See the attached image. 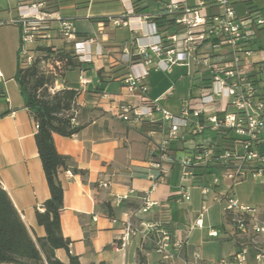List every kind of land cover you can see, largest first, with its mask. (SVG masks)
<instances>
[{
  "label": "crops",
  "instance_id": "0c3cea01",
  "mask_svg": "<svg viewBox=\"0 0 264 264\" xmlns=\"http://www.w3.org/2000/svg\"><path fill=\"white\" fill-rule=\"evenodd\" d=\"M30 0H0V186L7 192L13 205L19 212L24 224L34 240L46 236L45 229L39 226L36 211L42 210L43 204L50 199V190L45 178L43 165L38 154L35 140L37 125L31 112L25 107L21 89L15 80V75L21 57V28L15 23L18 18V7ZM45 4L47 11L55 17L70 20L74 23L76 37L66 41L74 50L75 44L92 40L91 60L81 63V67L66 71L57 76L53 85L54 92L62 90L77 91L72 114L73 124L84 126L79 135L65 138L54 134L53 139L57 152L69 157L79 172L61 169L58 179L64 190V206L61 211V229L63 236L71 241L70 254L79 258L81 264H139L138 253L142 254L148 264H166L157 255L152 246L142 245L135 239L126 248L121 247L123 223L128 215L140 207V199L149 194L156 203L154 209L144 219L159 220L170 229L174 240L183 242L176 264H185L192 260V254L201 253L208 264L218 263L226 259L238 249L236 239L226 238L227 222L225 210L221 213L217 230L213 222L204 216V229L194 228V222L207 198L214 205L213 195L203 197L202 189L206 186L209 170L198 168L196 179L191 189L190 201L182 202L177 197L180 189V171L174 167L170 178L156 185L153 189V177L158 172L152 164L158 156L157 143L163 139L159 124H153L149 119L139 126H133L116 118V113L122 105L141 106L155 104L156 100L150 94V88L165 75L171 72L156 71L150 68L149 76L144 82L146 92L140 89L130 94L123 87V79L128 75L129 68L119 63L125 43L131 42L137 36L128 27H115L109 19L118 18L124 12L128 1L121 0H34ZM130 3L133 2L129 0ZM198 0H146L151 6V14L164 10L168 4H184L196 7ZM207 5L203 13L215 12L214 0H204ZM239 17H248L249 13L243 4L245 0H232ZM133 4V3H132ZM259 15L264 10V0H256ZM102 24V25H101ZM54 28L58 22L52 23ZM52 36L53 44L62 46L56 33ZM47 42L42 40L38 45ZM260 43V42H258ZM257 43V44H258ZM48 44V43H47ZM259 50H262V44ZM76 54V53H75ZM77 57V56H76ZM101 66L96 67V62ZM261 60H253L256 64ZM60 66V63H56ZM89 66V76L87 75ZM183 68L184 66H179ZM77 73V76L70 73ZM88 81L83 86L80 74ZM193 82V78H192ZM110 84H119L118 91H110ZM174 88V87H172ZM164 87L159 96L157 106L164 109L173 91ZM185 98H182V109ZM164 103V104H163ZM171 112V111H170ZM172 113H178L172 111ZM156 113L153 118L155 121ZM154 132L153 137L150 133ZM204 141L197 143L184 140L172 142L170 152L174 157L182 158L196 145L217 144L220 138L210 132L202 134ZM188 144L192 146L189 147ZM68 172L72 176L68 175ZM223 190V189H221ZM199 193L200 209L190 214L189 224L176 218L173 204L184 206L192 203V198ZM128 196L122 202L118 197ZM244 205L247 201L237 199ZM252 206V205H248ZM253 207H264L261 206ZM177 214V212H176ZM211 229L219 232L218 238L209 236ZM231 244L232 251L224 256L221 252L224 245ZM56 257L64 264L69 263L66 250H57Z\"/></svg>",
  "mask_w": 264,
  "mask_h": 264
},
{
  "label": "built area",
  "instance_id": "2783aa9c",
  "mask_svg": "<svg viewBox=\"0 0 264 264\" xmlns=\"http://www.w3.org/2000/svg\"><path fill=\"white\" fill-rule=\"evenodd\" d=\"M126 1L125 12L109 20L115 27H128L137 36L125 43L118 61L129 68L123 79L128 93L139 89L147 91L144 82L150 68L171 72L175 66L191 69L192 62L197 67L192 78L197 79L200 95L185 99L180 114L159 108L157 102L136 107L122 105L116 113V118L133 126L147 119L160 125L163 139L157 143L158 156L152 164L158 172L152 179L153 189L168 180L173 168L178 167L181 185L177 197L182 202L190 201L196 170L219 167L230 185L221 190V176L213 174L212 186L204 187L202 195H213L215 203H226L225 237L236 239L238 249L215 264H264V207L244 205L232 192L248 178L261 179L264 186V150H259L264 145V91H261L264 84L260 80L264 59L254 70L255 64L251 61L258 43L257 31L264 29V18L260 15L239 17L232 0H214L213 13H203L207 3L198 0L196 7L168 4L154 15L136 14L132 2ZM160 17L174 20V29L162 30L154 20ZM53 22H58L57 28L53 27ZM15 23L21 28L23 67H30L37 59L35 49L30 47L42 40L51 46L54 31L66 41L76 37L72 21L55 17L46 11L44 3L34 0L19 5ZM92 42L75 44V53L81 63L91 60ZM222 49L227 50L223 52ZM79 80L83 86L88 84L82 73ZM156 113L161 114L159 122L153 118ZM205 132L217 135L220 142L196 145L182 158L170 152L172 142L184 140L187 134L197 136ZM153 134L150 133L151 138ZM68 175L72 176L70 172ZM127 199L128 196L118 197L119 202ZM140 201V207L123 223L121 247L126 248L139 239L143 246H152L166 264H176L183 242L175 241L162 221L142 218L156 206L149 194ZM207 212L208 207L203 205L194 228L204 229ZM209 236L218 238L219 232L211 229ZM185 264L208 263L201 253L195 252L192 260Z\"/></svg>",
  "mask_w": 264,
  "mask_h": 264
},
{
  "label": "trees",
  "instance_id": "16d2710c",
  "mask_svg": "<svg viewBox=\"0 0 264 264\" xmlns=\"http://www.w3.org/2000/svg\"><path fill=\"white\" fill-rule=\"evenodd\" d=\"M132 1L136 14H151V6L146 0ZM243 4L249 16L259 15L256 0H245ZM154 20L162 30L172 31L175 27L174 20L166 17ZM57 39L62 41L60 44L62 46H57L53 42L51 46L47 43L39 45L35 50L37 55L35 62L30 67H23L20 63L15 75L25 100V107L31 112L37 125L35 140L51 195L43 204L42 210L36 211L37 222L45 229L46 236L33 239L9 195L0 186V264H64L55 253L61 249L69 254L68 264H81L78 257L70 254L71 241L62 233L61 211L64 206V190L58 179L61 169L72 168L75 173L79 171L69 157L57 152L53 139L54 134L72 138L84 129V126L73 124L74 117L71 113L78 93L74 90H62L51 94L49 90L57 76L80 68L82 64L77 61L76 54L69 44L60 37ZM45 62H53L55 65L60 63V66L55 68L57 76L42 71L41 65ZM193 86H199L197 79H193ZM261 91H264V86L261 87ZM0 95L2 96L1 90ZM208 170L209 174H215L220 168ZM138 260L139 264H148L142 251L138 253Z\"/></svg>",
  "mask_w": 264,
  "mask_h": 264
},
{
  "label": "rangeland",
  "instance_id": "374dc122",
  "mask_svg": "<svg viewBox=\"0 0 264 264\" xmlns=\"http://www.w3.org/2000/svg\"><path fill=\"white\" fill-rule=\"evenodd\" d=\"M262 18H264V10H262ZM56 32L54 31L53 34ZM258 34V42L262 44V50H259V45L258 43L255 47V52L251 57V61L259 59L262 60L264 59V29H259L257 31ZM52 43V42H51ZM227 49H222L221 51L225 52ZM101 66V62H96V67ZM57 66L53 62H45L41 65V69L45 74H53L55 72V68ZM85 69H88L86 72L87 75L89 76V73L91 70H89V66L85 67ZM197 70V67L195 66V63H191V69H188V67H175L174 72L170 75H165L163 78H161L157 83L153 84V88H150V94L156 102H159L161 100V97L159 94L163 91L164 87L168 84V88H171L170 90L173 91L175 88L174 93L172 92V96L170 97V100H167L165 103L164 109L167 111H175L178 113L175 114H180L182 109L180 108L181 105V100L182 98L188 99L189 97H198L200 95V89L198 87L193 86L192 82V76L195 74ZM70 75L77 76V73H70ZM260 80L264 84V72L260 76ZM174 87V88H172ZM110 91H118L120 88L119 84H110L109 87ZM148 90V88L146 87ZM49 92L51 94H54V89L51 87ZM164 104V103H163ZM174 114V113H172ZM155 119H161L160 115H156ZM187 141H192L194 139L195 142L197 143H202L204 141V136L203 135H197V136H190L189 134L186 135ZM189 147H191V144H188ZM260 151L264 150V145L260 146L259 148ZM215 174L218 176H221L222 179V189L225 190L226 187L230 185V183H227V181L224 179L222 176V172L218 171ZM207 182L206 186L211 187L212 186V178L213 174H209L206 176ZM196 186V185H194ZM234 194L233 196L236 199H244L247 201L246 204L252 205V206H261L264 204V186L261 185V179H252L248 178L247 180L239 183L236 185L233 189ZM199 193H196V197L194 196L192 198V203H186L184 206L182 205H176L173 204L172 208L175 209V215L176 218H180L183 222H186L189 224L190 222V214L198 211L200 209V197L198 196ZM199 197V198H198ZM205 204L207 207L210 208V211L208 215L206 216V219L209 221L213 222L215 224L217 230H220L219 227V222L221 220V213L226 209V203L222 202L219 203L218 205H214L209 198L206 199ZM177 212V214H176ZM232 251L231 244H226L224 245V249H222V253L224 256L228 255Z\"/></svg>",
  "mask_w": 264,
  "mask_h": 264
}]
</instances>
